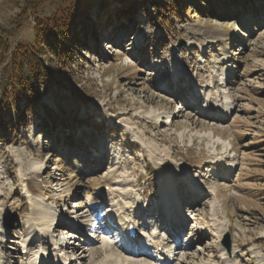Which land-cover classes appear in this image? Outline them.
Returning a JSON list of instances; mask_svg holds the SVG:
<instances>
[{
	"label": "rangeland",
	"instance_id": "1",
	"mask_svg": "<svg viewBox=\"0 0 264 264\" xmlns=\"http://www.w3.org/2000/svg\"><path fill=\"white\" fill-rule=\"evenodd\" d=\"M23 1L0 0V24L13 28ZM73 1L80 7L73 33L83 40L73 64L48 54L57 80L6 114L0 264H108L110 256L166 264L154 243L169 238L157 222L169 215L163 195L177 174L184 204L197 213H180L183 225L165 247L176 251L169 264H264V0H210L213 8L199 11L204 1L182 0L183 20L169 17L167 26L151 0ZM34 19L15 38L32 41ZM93 31L99 40L84 35ZM193 92L203 104L179 110ZM217 104L227 110L213 111L221 119L204 113ZM88 130L94 138L82 134ZM30 182L44 196L31 199ZM48 206L54 219H38ZM116 213L140 222L132 247L147 245L145 253L122 257L111 234L89 230L91 218L105 227ZM62 217L77 237L58 251L49 237L66 228L54 231Z\"/></svg>",
	"mask_w": 264,
	"mask_h": 264
},
{
	"label": "trees",
	"instance_id": "2",
	"mask_svg": "<svg viewBox=\"0 0 264 264\" xmlns=\"http://www.w3.org/2000/svg\"><path fill=\"white\" fill-rule=\"evenodd\" d=\"M151 1L166 26L169 24V17L183 20L182 0ZM203 1L205 5H197L198 11L200 8H213L212 1ZM231 1H222L221 4L228 5ZM45 5L48 6L44 8ZM79 9V5L73 0H24L22 12L14 27L7 28L0 24V136L2 133L7 134L4 124L6 116L20 110L22 99L25 103L30 101L37 96L38 86L57 80L55 70L50 68L46 60L48 54L54 52L63 62L70 61L73 64V47L76 43H83L80 34L73 33V29L79 26ZM131 10L132 7L127 12ZM31 14L35 16L33 25L31 24L34 38L32 41L18 40L15 37L29 21ZM84 35L88 38L92 35L99 40L100 34L84 32ZM47 109L51 110L49 107ZM20 116L24 118L25 113L21 112Z\"/></svg>",
	"mask_w": 264,
	"mask_h": 264
},
{
	"label": "bare ground",
	"instance_id": "3",
	"mask_svg": "<svg viewBox=\"0 0 264 264\" xmlns=\"http://www.w3.org/2000/svg\"><path fill=\"white\" fill-rule=\"evenodd\" d=\"M208 30V29H207ZM206 30V31H207ZM165 84H166V82H164L163 84H162V86L164 87L165 86ZM216 106H218V104L217 105H214L213 106V108H211L210 107V110L211 111H215V113H217V111H216ZM220 106V105H219ZM214 109V110H213ZM222 112H224V113H227V110H224V111H222ZM215 113H212L211 114V116H213V115H216ZM225 115V114H224ZM175 122V121H174ZM87 133H85V132H83L82 134L84 135H88V137H91V138H94L95 136H94V134H93V132L91 131V130H88V131H86ZM141 134V133H140ZM141 136V135H140ZM143 137V136H142ZM208 137L209 138H214L215 137V129H212L211 130V132L208 134ZM96 144L97 145H100V146H102V144H100V141H98L97 140V138H96ZM94 145V144H93ZM144 146L146 145V144H143ZM99 147V146H98ZM102 148H104V147H102ZM148 148V147H147ZM160 161V160H159ZM161 166V169H163V167H165L166 165H160ZM163 166V167H162ZM33 169H34V167H33ZM35 169H36V167H35ZM228 174V173H227ZM226 177H228V176H226ZM178 178H179V174H177V177L176 178H171V179H169L168 180V190L165 192V194L163 195L165 198V201H168L169 200V219H170V216H174L175 217V215L177 216L178 215V209L180 208V205H182V203H183V200L182 199H180L179 198V195L178 194H175L174 193V190H173V188L176 186V182H177V180H178ZM166 183V184H167ZM177 186L179 187V184H177ZM105 191H107V193L108 194H114L113 193V191H111L112 189H111V187H110V189L106 186V183L103 185V187H102ZM175 189V188H174ZM28 193L30 194V196H31V199H33V196L34 197H36V198H38L37 196H44V193L42 192V190H41V186L37 183V182H30V183H28ZM174 194V196H172ZM36 200H38V199H36ZM113 201H114V199H113ZM94 210H98V209H94ZM54 210H53V207L52 206H48V207H46L45 208V210L43 211V213H41L40 215H39V217H38V219L40 218V220H44V219H47V218H52L51 220H53L54 219V215H51L50 213H52ZM63 219V218H62ZM126 219H130V221H132L131 219V217H124V216H119V214H117V218L116 217H114L112 220H114L115 222H117L118 224H124V222H125V220ZM53 222V221H52ZM67 222V221H66ZM64 220H61V222L59 221V222H57V224L58 225H60V227H56L55 229H54V231H57V229L58 230H61L60 228H62L64 225H66L69 229H70V226H68L67 225V223H66ZM133 222H134V227H136L137 226V222L135 221V220H133ZM62 226V227H61ZM176 226H178L177 224H174V226H172V229H174L173 227H176ZM176 228H178V227H176ZM70 232H72V231H70ZM74 232V231H73ZM137 232V231H136ZM119 235H120V233L119 232H117ZM125 236H124V235ZM123 236L124 237H126V239H128V241H129V243L128 244H126V243H123V244H121L120 242H118L117 241V245H116V250L119 252V255H122V257H124L125 255H133V256H137V255H139V254H143V253H145L147 250L146 249H144L146 246H143L144 248H143V251L142 250H138V249H132L131 247H132V244H133V242H132V239L133 240H135L134 238H132V239H130V237L128 236V233L125 231H123ZM137 234V233H136ZM139 234V233H138ZM72 235H73V233H72ZM119 237V236H118ZM50 238V241H54V243H56V244H58V241H57V239H55L52 235L49 237ZM115 240V239H114ZM116 241V240H115ZM31 243V242H30ZM29 243V244H30ZM27 244H28V242H27ZM56 244H54L55 246H56ZM155 245H156V248H157V251H159L162 247V245H163V242H162V240H159V239H157L156 241H155V243H154ZM126 245H128V246H126ZM25 247V246H24ZM28 247V246H27ZM29 249V248H28ZM28 249H26V250H28ZM56 249V248H55ZM30 250H31V248H30ZM160 252V251H159ZM175 252V250H172L170 253H168L167 255H166V257H162V258H159V260L161 261V260H164L165 262L167 261V259L173 254ZM83 253V252H82ZM81 253V254H82ZM109 257V256H108ZM156 257V256H155ZM67 260V259H66ZM107 262H109L108 264H117V262L119 263V260L117 259V258H114V257H109L108 258V261ZM128 264H131V262H128ZM133 264H138L137 262H134ZM161 264H165V263H161Z\"/></svg>",
	"mask_w": 264,
	"mask_h": 264
}]
</instances>
